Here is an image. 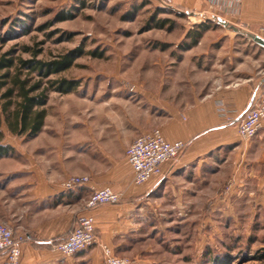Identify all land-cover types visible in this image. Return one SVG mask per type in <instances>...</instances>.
<instances>
[{
  "label": "rangeland",
  "instance_id": "1",
  "mask_svg": "<svg viewBox=\"0 0 264 264\" xmlns=\"http://www.w3.org/2000/svg\"><path fill=\"white\" fill-rule=\"evenodd\" d=\"M194 15L161 0H0V59L14 58L18 65L20 59L51 61L71 53L76 56L71 67L51 79L78 80L80 86L67 93L72 98L99 100L118 110L128 102L156 114L210 90L214 48L255 51L252 39L217 16L200 43L188 47ZM227 22L255 34L264 27V20ZM23 72L33 81L41 79ZM67 94L52 90L47 111L67 108L69 102L61 100ZM60 120L68 122L65 115ZM0 128L4 143L14 148L0 159L23 163L28 137L14 135L4 124ZM210 170L194 196L182 197L179 204L168 197L164 202L149 198L147 216L137 211L119 244L97 234L99 243L110 246L124 264H264L258 257L264 247V182L236 183L226 177L230 167Z\"/></svg>",
  "mask_w": 264,
  "mask_h": 264
},
{
  "label": "crops",
  "instance_id": "2",
  "mask_svg": "<svg viewBox=\"0 0 264 264\" xmlns=\"http://www.w3.org/2000/svg\"><path fill=\"white\" fill-rule=\"evenodd\" d=\"M172 5L193 12L196 24L211 15L227 21L264 20V0H172ZM255 44L253 53L214 48L210 90L156 114L128 102L118 110L91 98H60L69 102L67 108L47 112L39 134L26 139L24 162L0 159V222L24 237L21 263L102 264L99 246L65 256L50 243L67 237L85 211L92 187L108 186L121 196L119 202L92 211L100 239L114 245L126 237L137 211L146 215L149 198L164 202L168 197L179 204L200 191L196 186L216 165L232 168L226 177L236 183L264 182V130L244 140L237 124L246 106L264 97V47ZM259 49L262 53L256 55ZM220 102L226 113L219 110ZM64 115L68 122L60 120ZM156 127L168 141L182 140L187 147L163 164L162 176L136 185L126 149ZM72 174H88L91 180L66 189L63 182ZM2 259L0 253V263Z\"/></svg>",
  "mask_w": 264,
  "mask_h": 264
},
{
  "label": "built area",
  "instance_id": "3",
  "mask_svg": "<svg viewBox=\"0 0 264 264\" xmlns=\"http://www.w3.org/2000/svg\"><path fill=\"white\" fill-rule=\"evenodd\" d=\"M161 3L166 6L172 5V0H161ZM257 34L264 38V27ZM262 89L264 92V82ZM219 110L221 112L226 111L221 102L219 103ZM237 124L238 133L244 140H251L261 130H264V97L252 100L246 106L242 117L237 120ZM186 147L187 142L185 141H168L159 127L136 137L126 149V157L133 171L134 183L143 185L145 182L162 176L164 173L163 164L179 158ZM89 182L90 178L87 175L70 176L63 182V186L70 189V187L85 185ZM120 197V194L111 187H92L91 193L85 201V212L77 216L73 228L64 240L57 243L51 240L52 247L65 256H72L97 245L100 247L103 260L107 264H124L125 261L113 255L110 246L99 243L96 217L92 213L100 205L119 202ZM23 240L24 237L17 236L12 227L0 222V253L3 255L0 264H22L21 242Z\"/></svg>",
  "mask_w": 264,
  "mask_h": 264
},
{
  "label": "trees",
  "instance_id": "4",
  "mask_svg": "<svg viewBox=\"0 0 264 264\" xmlns=\"http://www.w3.org/2000/svg\"><path fill=\"white\" fill-rule=\"evenodd\" d=\"M211 21L213 20L197 23L187 31L186 38L190 39L188 47L197 45L204 32L210 28ZM26 48L29 49V47ZM90 53L94 56H103L97 51ZM62 56L61 59L51 61H43L37 58L20 59L18 65H16L14 58L1 57L0 72L3 70L4 72L0 74V88H5V90L0 95V127L4 124L7 130L14 135L28 138L39 134L47 117L46 105L48 104L49 93L55 90L67 94L80 86L78 80L73 78L51 79L53 74H58L71 67L76 57L71 53ZM24 69L31 73H38L41 79L33 81L29 76L30 73L23 77ZM4 139L5 132L0 128V158L14 153L13 146L4 143ZM65 238L57 239L56 243ZM258 257L264 260V247L259 252Z\"/></svg>",
  "mask_w": 264,
  "mask_h": 264
},
{
  "label": "water",
  "instance_id": "5",
  "mask_svg": "<svg viewBox=\"0 0 264 264\" xmlns=\"http://www.w3.org/2000/svg\"><path fill=\"white\" fill-rule=\"evenodd\" d=\"M209 20H214L215 19V15H211V16H207ZM218 22L224 23L229 25L233 31L237 32L238 34H243L247 37H249L250 39H252L255 43H258L259 45H261L262 47H264V38L260 35H258L257 33L255 34L254 32H252L251 30L243 27V26H236L232 23L229 22H224L222 19H217Z\"/></svg>",
  "mask_w": 264,
  "mask_h": 264
}]
</instances>
